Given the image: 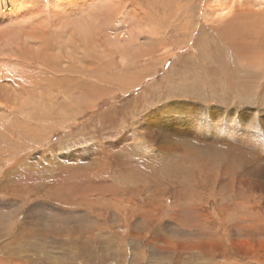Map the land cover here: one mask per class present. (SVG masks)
Here are the masks:
<instances>
[{"label": "rangeland", "instance_id": "374dc122", "mask_svg": "<svg viewBox=\"0 0 264 264\" xmlns=\"http://www.w3.org/2000/svg\"><path fill=\"white\" fill-rule=\"evenodd\" d=\"M0 4V264H264V183L143 133L264 143V0Z\"/></svg>", "mask_w": 264, "mask_h": 264}, {"label": "bare ground", "instance_id": "6f19581e", "mask_svg": "<svg viewBox=\"0 0 264 264\" xmlns=\"http://www.w3.org/2000/svg\"><path fill=\"white\" fill-rule=\"evenodd\" d=\"M57 3H58V1L55 2L56 5H57ZM7 11H10V6L5 5V4L4 5L0 4V19L3 17L4 14L7 13ZM165 107L167 108V106H165ZM173 109H174V107H173ZM163 112H166V110L162 109V111L156 113L157 114L156 116H151L148 118L144 117V125H145V127H150V130L147 132L145 131L143 133L145 135L149 136L152 140L159 137V139H161V141H163L165 143L171 142L172 144H174V146L176 144H178V145L181 144L182 146H184L183 148H185L184 149V150H186L185 152H187V149L189 150V152H190V150H193L192 152H194L197 155L200 154L199 156H201L202 154H203V156H206V155H208L207 152H209L210 154H212V156H214V160H222L224 163H226L225 172L229 175V177H232V179L236 180V181H234L235 184L238 181L237 180L238 178H240L239 179L240 181L250 182V181H252V179H254V180H257L259 183H264V165L261 163H257L255 165V167L251 166L255 161H257V159L261 158V156L262 157L264 156V143H262L258 140L254 141L252 139H249L251 137L248 135H244V137H242V138L239 136H238V138H236V137H233L231 135H227L226 133H223V130L221 129V127H219L217 125L214 126L212 130L211 129L208 130V128H204L206 132L200 131V133H198V134L196 133L197 130H191V128H193L191 125H184V127H186V128L182 129V127H183V124L181 123L182 121L178 122V124L175 121L174 123H171V124L166 123V124L162 125L160 122L162 120V117L160 115ZM170 112H172L171 109H170ZM181 115H182V113H181ZM179 117H181V116H179ZM210 132H212V133H210ZM232 133H233V131H232ZM139 142L143 144V141L140 140ZM141 147H143V146H141ZM89 156H90V154H89ZM203 156H201V158ZM89 163L87 162V164H89ZM224 163H222V164H224ZM121 166H123V165L121 164ZM207 167H208V165H207ZM205 170H206V168H205ZM125 177L126 176H124V178ZM143 181H145V180H143ZM199 181H201V180H199ZM235 184H233V186ZM122 186H124V185H122ZM201 186H204V179H202V181L199 182L198 185L197 184L195 185L197 194L199 193L198 199L201 196L200 195L201 194L200 193ZM230 187H232V186H230ZM216 192H218V191H216ZM220 193H222V192H220ZM146 194H147V192H146ZM201 198H202V196H201ZM202 200H204V198H202ZM181 252H182V250H181Z\"/></svg>", "mask_w": 264, "mask_h": 264}]
</instances>
